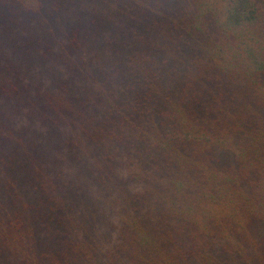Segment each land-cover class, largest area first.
<instances>
[{"label":"trees","instance_id":"obj_1","mask_svg":"<svg viewBox=\"0 0 264 264\" xmlns=\"http://www.w3.org/2000/svg\"><path fill=\"white\" fill-rule=\"evenodd\" d=\"M0 264H264V0H0Z\"/></svg>","mask_w":264,"mask_h":264}]
</instances>
